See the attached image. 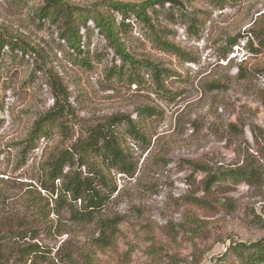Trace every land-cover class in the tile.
I'll return each mask as SVG.
<instances>
[{"label":"rangeland","instance_id":"1","mask_svg":"<svg viewBox=\"0 0 264 264\" xmlns=\"http://www.w3.org/2000/svg\"><path fill=\"white\" fill-rule=\"evenodd\" d=\"M65 1L97 8L145 0ZM159 1L146 11L149 26L130 15L120 38L134 60L167 71L164 90L142 69L133 71L141 84L129 85L128 66L91 23L76 56L33 16L39 0H0V35L30 51L0 49V264H19L13 247L26 244H37L42 264H154L156 246L164 263L213 264L232 242L264 236V52L249 38L254 26L264 27V0ZM60 103L59 132L25 151L33 123ZM143 108L156 114L145 118ZM114 117L147 139H130L124 124L115 128L136 172L111 175L117 189L102 215L118 227L115 244L99 247L96 224L73 222L56 196L41 191L55 211L43 222L28 191L44 179L42 149L71 150ZM191 163L249 175L207 195L205 175Z\"/></svg>","mask_w":264,"mask_h":264},{"label":"trees","instance_id":"2","mask_svg":"<svg viewBox=\"0 0 264 264\" xmlns=\"http://www.w3.org/2000/svg\"><path fill=\"white\" fill-rule=\"evenodd\" d=\"M39 1L40 5L35 8L33 16L53 26L58 38L68 49L77 54L76 56L82 53V31H89L88 24L91 23L111 51L124 65L128 66L129 85L139 86L141 84L137 72L133 71L142 69L150 72L153 83L159 90H164L163 78L167 71L151 63L134 60L128 55L120 38L124 20L130 15L149 26L150 19L146 11L160 4L159 0H145L139 4L103 1L97 8L74 7L65 0ZM113 13L120 17V21H117ZM249 38L256 42L260 52H264V27L262 25L250 29ZM164 45L175 50L167 43ZM5 46L24 54L30 52L27 45L18 42L14 37L0 35V49ZM175 53L179 51L175 50ZM63 110L62 103L59 107L53 106L33 123L24 140L23 149L25 151H32L41 140L50 139L52 135L59 132ZM153 112L148 108H143L141 111L143 117L149 119L154 113L156 114ZM123 124L127 126L130 139L145 142L147 136L133 127L128 119L114 117L106 125L90 129L84 138L79 139L71 147V150L42 149L41 168L44 179L38 183L39 191L33 187L30 189L33 192L28 191L30 193L28 200L33 206L38 207L43 216V222L49 220L50 215L55 211L49 208L48 203L43 202L41 191L51 197L56 196L57 199H54V202L59 204L60 209L64 207L68 209L73 222L80 225L96 224L101 234L97 240L99 247L115 244L118 224H115L114 220L105 219L102 215L117 189L111 175L115 172L122 176L132 177L136 172V164L125 149L123 139L115 131L117 126ZM75 165L76 169H74ZM191 165L205 175L202 190L207 195L212 194L211 190L214 186L246 181L249 175V171L244 169L212 170L194 163ZM82 168L86 170L85 174L81 173ZM45 226L51 227V224L48 223ZM10 234L9 237L13 240L20 238L17 233L11 232ZM13 249L19 264H42L44 255L37 244L17 245ZM154 252V264H171V257L168 262L164 263L161 256L163 253L158 246L155 247ZM213 264H264V236L250 243L232 242L224 253L214 259Z\"/></svg>","mask_w":264,"mask_h":264}]
</instances>
